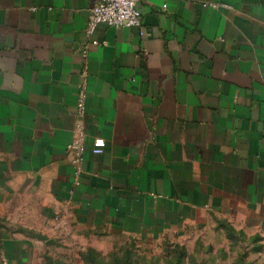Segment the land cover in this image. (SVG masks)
I'll return each instance as SVG.
<instances>
[{"label":"crops","instance_id":"obj_1","mask_svg":"<svg viewBox=\"0 0 264 264\" xmlns=\"http://www.w3.org/2000/svg\"><path fill=\"white\" fill-rule=\"evenodd\" d=\"M93 2L0 0V264L264 257V0Z\"/></svg>","mask_w":264,"mask_h":264},{"label":"built area","instance_id":"obj_2","mask_svg":"<svg viewBox=\"0 0 264 264\" xmlns=\"http://www.w3.org/2000/svg\"><path fill=\"white\" fill-rule=\"evenodd\" d=\"M139 1L140 0H94L89 9V17L86 25L87 32L92 33L99 24H106L115 27L139 25L142 15V11L139 8ZM213 5L216 6L218 4ZM221 5L225 4L221 3ZM81 56L86 64L87 45L82 48ZM79 91L77 109L79 113H83L85 97L84 82L79 86ZM104 144L103 139H95L93 146L90 149L91 152L93 154L101 153ZM67 150L71 154L72 162L77 166L84 158L86 147L81 143H72L67 146ZM77 172H79L78 169Z\"/></svg>","mask_w":264,"mask_h":264},{"label":"rangeland","instance_id":"obj_3","mask_svg":"<svg viewBox=\"0 0 264 264\" xmlns=\"http://www.w3.org/2000/svg\"><path fill=\"white\" fill-rule=\"evenodd\" d=\"M3 227L1 226L0 221V238L2 235ZM223 256L216 261L214 259L209 260H190L191 264H264V257H260L259 259L247 258L246 254L238 251L232 258L229 256L230 253L224 252ZM234 254V253H232ZM184 261L181 259H177L176 264H182ZM98 264V263H97Z\"/></svg>","mask_w":264,"mask_h":264}]
</instances>
